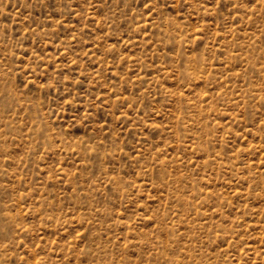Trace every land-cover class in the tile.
Segmentation results:
<instances>
[{
    "label": "rangeland",
    "instance_id": "rangeland-1",
    "mask_svg": "<svg viewBox=\"0 0 264 264\" xmlns=\"http://www.w3.org/2000/svg\"><path fill=\"white\" fill-rule=\"evenodd\" d=\"M0 264H264V0H0Z\"/></svg>",
    "mask_w": 264,
    "mask_h": 264
}]
</instances>
